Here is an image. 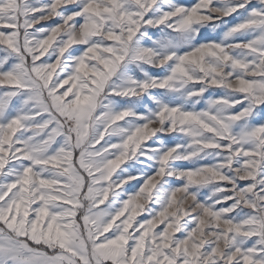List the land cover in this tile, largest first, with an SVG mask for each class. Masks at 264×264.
I'll return each mask as SVG.
<instances>
[{
  "label": "snow or ice",
  "instance_id": "1",
  "mask_svg": "<svg viewBox=\"0 0 264 264\" xmlns=\"http://www.w3.org/2000/svg\"><path fill=\"white\" fill-rule=\"evenodd\" d=\"M0 89V264H264V0H0Z\"/></svg>",
  "mask_w": 264,
  "mask_h": 264
},
{
  "label": "rangeland",
  "instance_id": "2",
  "mask_svg": "<svg viewBox=\"0 0 264 264\" xmlns=\"http://www.w3.org/2000/svg\"><path fill=\"white\" fill-rule=\"evenodd\" d=\"M177 2L190 4V3L194 2V0H177ZM0 91H2V89H0ZM177 183H179V182H177ZM241 183H244V182H241ZM142 218L143 217H140V219H142Z\"/></svg>",
  "mask_w": 264,
  "mask_h": 264
}]
</instances>
